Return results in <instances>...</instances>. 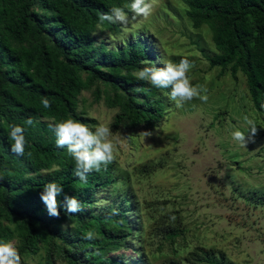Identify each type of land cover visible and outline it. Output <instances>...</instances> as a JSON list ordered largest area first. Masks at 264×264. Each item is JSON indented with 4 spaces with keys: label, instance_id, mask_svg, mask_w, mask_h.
I'll use <instances>...</instances> for the list:
<instances>
[{
    "label": "trees",
    "instance_id": "16d2710c",
    "mask_svg": "<svg viewBox=\"0 0 264 264\" xmlns=\"http://www.w3.org/2000/svg\"><path fill=\"white\" fill-rule=\"evenodd\" d=\"M183 1L192 26L207 25L211 31L216 52L206 55L209 65L229 67L233 75L241 72L253 107L264 114V0ZM131 2L0 0V241L15 239L20 256L43 249L49 262L127 264L119 251L130 242L131 205L121 197L115 211L94 209L97 191L117 183L111 164L89 173L86 183L80 181L74 160L66 148L57 147L49 125L69 117L87 123L77 111L82 90L117 108L111 124L116 131L150 129L162 120L166 103L160 94L170 88H155L134 75L145 66L158 67L152 63V50L138 40L109 47L95 35L99 29L119 28L117 23L100 24V13ZM45 97L49 108L41 102ZM29 118L31 126L25 124ZM14 124L25 128L23 156L11 151ZM50 181L75 197L83 211L66 212L61 196L60 217H50L40 198L42 186ZM254 193L261 199V192ZM89 229L95 230L96 239H84ZM181 233L168 229L164 238L173 242ZM193 261L229 264L221 251L203 247Z\"/></svg>",
    "mask_w": 264,
    "mask_h": 264
},
{
    "label": "rangeland",
    "instance_id": "374dc122",
    "mask_svg": "<svg viewBox=\"0 0 264 264\" xmlns=\"http://www.w3.org/2000/svg\"><path fill=\"white\" fill-rule=\"evenodd\" d=\"M146 2L152 5L146 18L127 13V26L99 29L96 37L109 47L144 42L158 67H164L162 58L189 59L190 81L206 89L207 101L194 98L178 107L171 89L161 91L166 106L157 126L116 131L111 124L117 108L82 90L77 111L89 127L103 122L111 129V168L118 179L97 191L95 212L114 210L121 197L131 205L130 242L119 251L127 264H199L193 261L199 247L221 251L229 264H264V114L253 107L241 72L209 65L206 55L216 52L211 31L192 26L183 0ZM244 115L258 131L241 147L231 131L239 127L247 134ZM168 229L182 233L171 242L164 238ZM20 257L21 264H63L47 261L43 249Z\"/></svg>",
    "mask_w": 264,
    "mask_h": 264
},
{
    "label": "clouds",
    "instance_id": "9594fccd",
    "mask_svg": "<svg viewBox=\"0 0 264 264\" xmlns=\"http://www.w3.org/2000/svg\"><path fill=\"white\" fill-rule=\"evenodd\" d=\"M127 8L136 17H147L150 15L152 5L146 0H132L124 7L113 6L106 13L98 15V22L103 24L120 23L127 26L129 16L125 11ZM164 67L145 66L134 73L136 79L146 81L158 89H171L169 97L175 101L177 106L189 102L194 98L207 101L206 89L200 85H193L188 76L192 64L189 59L181 58L179 62L171 59H161ZM141 64L148 65L149 61H141ZM44 108L51 106L50 101L45 97L42 99ZM244 124L247 128L241 131L239 127L231 131L233 141L238 142L241 147H246L249 142H254L258 127L253 118L248 115L243 116ZM34 121L29 118L25 121L28 126L33 125ZM54 131L57 139L56 144L59 148H66L67 154L75 162L74 175L82 182H87L88 174L92 171H101V167L107 168L115 159L114 142L111 129L103 122H98L94 128L71 117L60 120L49 125ZM25 128L21 125H10L9 140L11 151L17 156H23L26 148ZM145 135L150 133L145 132ZM63 196V208L68 213H78L83 211L80 202L73 196L64 193L61 185L55 181H50L42 186L40 198L45 204L47 213L50 217H60V197ZM115 211V210H114ZM94 229H89L84 234V239H96ZM0 264H21V257L14 242L0 241Z\"/></svg>",
    "mask_w": 264,
    "mask_h": 264
}]
</instances>
